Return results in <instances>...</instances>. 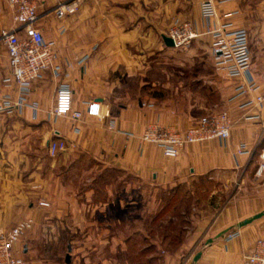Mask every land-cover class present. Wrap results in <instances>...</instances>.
Listing matches in <instances>:
<instances>
[{"label": "crops", "instance_id": "crops-1", "mask_svg": "<svg viewBox=\"0 0 264 264\" xmlns=\"http://www.w3.org/2000/svg\"><path fill=\"white\" fill-rule=\"evenodd\" d=\"M69 1L78 2V11L59 19L55 7ZM213 3L211 17L199 0L39 5L38 23L46 39L56 42L62 74L47 70L32 82L28 102L38 106L36 113L27 107L0 114L12 119L14 148H22L19 137L28 127L29 149L37 152L32 161H0V231L34 219L14 248L26 264H244L264 237V217L238 226L264 211V168L258 174L264 166V100H256L264 97V0ZM13 15L9 0H0V34L16 27ZM177 20L190 21L199 34L188 47L164 40ZM227 22L249 32L252 61L239 78L215 67V37L208 31ZM9 73L0 41V103L6 95L19 97L15 84L3 82ZM61 81L73 90L79 120L50 114ZM250 83L258 89L233 98L239 85ZM93 102L100 104V116L88 114ZM220 110L233 122L225 141L188 144L177 158H168L141 138L153 123L182 131ZM54 138L70 145L51 157ZM243 145L249 153L238 154ZM203 184L227 193L218 209L212 200L182 227H174V210L160 218L176 195L191 196Z\"/></svg>", "mask_w": 264, "mask_h": 264}, {"label": "built area", "instance_id": "built-area-1", "mask_svg": "<svg viewBox=\"0 0 264 264\" xmlns=\"http://www.w3.org/2000/svg\"><path fill=\"white\" fill-rule=\"evenodd\" d=\"M44 0H9L14 9L13 20L15 28L1 30L0 41L6 47L8 54L9 75L3 82L7 85L15 84L19 97L15 100L6 95L0 103V114L22 112L30 107L37 112L38 106L28 102V95L33 81L41 79L47 70H51L55 77L62 74V66L57 62L58 53L56 42L46 39L39 26V5ZM191 1V0H187ZM205 16L214 15L213 0H199ZM77 1L61 3L55 7L54 12L59 19L78 11ZM215 37L212 53L216 61V70L230 78H239L249 70L252 61L250 37L246 28L236 27L232 22L221 25L220 28L208 31ZM167 35L172 38L175 48H185L191 45L199 34L194 30L188 20H177L169 28ZM88 55L83 57L87 60ZM255 83L241 84L236 89L233 98L245 95L248 91L257 90ZM256 100L262 102L264 97L257 96ZM254 103V100L249 102ZM55 116L70 117L79 120L80 111L73 109V90L66 81H61L56 88L55 106L50 112ZM88 114L100 116V104L93 102L88 107ZM232 118L227 110L215 111L201 119L185 130H177L158 123L149 125L141 138L145 142L160 147L168 158H177L182 150L192 143H203L219 139L227 140L231 135ZM55 135L59 137V133ZM70 142L61 138H54L49 142L48 154L56 157L59 152L68 149ZM249 153L246 146H241L238 154ZM262 165L258 174L262 172ZM41 206H49V202L40 201ZM34 219L29 217L19 221L14 227L0 231V264H26V261L15 255L14 248L25 234L33 227ZM235 234V233H234ZM231 234L229 237H233ZM244 264H264V237L257 239L254 249L244 258Z\"/></svg>", "mask_w": 264, "mask_h": 264}, {"label": "rangeland", "instance_id": "rangeland-1", "mask_svg": "<svg viewBox=\"0 0 264 264\" xmlns=\"http://www.w3.org/2000/svg\"><path fill=\"white\" fill-rule=\"evenodd\" d=\"M11 118L8 117H1L0 116V161H32V155L33 152L37 153L36 151L29 149L28 140V134L27 132L28 127H22V139L19 137V140L22 141V148L15 149L14 143L17 141V135L13 133V122L11 121ZM5 127V128H4ZM10 127L9 131L8 128ZM6 142V143H4ZM6 147H4V145ZM34 158V157H33ZM221 187H214L211 185H202L197 186L195 188V194H192L191 196H185L184 192L179 193L176 195L173 199L171 204L169 205V208L167 209L166 213H163L160 218H162L164 215H167L170 211H176L175 213H170L169 215L176 217L175 219V226L178 227V225L186 226V222H188L191 218V215L194 216V211H200L207 208V206L210 204L212 200L217 201V207L219 208L221 203L223 202V199H225L227 196V193L224 194L219 190ZM224 195V196H223ZM214 197V198H213ZM222 197V198H221ZM175 206V208H173ZM211 209V208H210ZM168 217V216H167ZM172 227V226H167ZM176 229V228H175ZM170 230L169 233L171 234ZM184 231L181 232L182 236H184ZM171 238V237H169ZM171 239H168L167 241H170ZM152 251H150L151 254H154V250L150 248ZM138 250V247L133 248V252L136 253ZM162 252H159V255ZM157 255V254H156ZM136 256V255H135ZM145 259V258H144ZM158 259V258H157ZM138 263L136 264H163L161 261H155L154 263H148L147 261L137 260Z\"/></svg>", "mask_w": 264, "mask_h": 264}, {"label": "water", "instance_id": "water-1", "mask_svg": "<svg viewBox=\"0 0 264 264\" xmlns=\"http://www.w3.org/2000/svg\"><path fill=\"white\" fill-rule=\"evenodd\" d=\"M164 40H165V42L167 43V45H169V46H174V42H173L172 38H170L169 36H165V37H164ZM262 217H264V211L259 212V213L255 214V215H253L252 217H249V218H247V219L241 221V222L238 224V226H239V227L246 226V225H248V224L254 222L255 220H258V219L262 218ZM224 233H225V232H223L221 235H223ZM212 241H213V239H210L209 242H212ZM200 256H201V252L198 253V254L196 255V257L194 258V261H198V259L200 258ZM68 261H69V260H68Z\"/></svg>", "mask_w": 264, "mask_h": 264}]
</instances>
